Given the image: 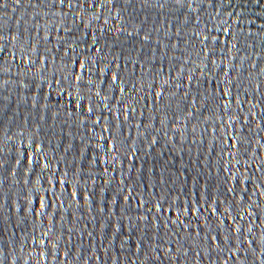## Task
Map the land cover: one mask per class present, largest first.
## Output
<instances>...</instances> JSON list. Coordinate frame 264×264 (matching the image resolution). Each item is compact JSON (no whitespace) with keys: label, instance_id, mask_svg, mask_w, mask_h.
<instances>
[{"label":"snow or ice","instance_id":"1","mask_svg":"<svg viewBox=\"0 0 264 264\" xmlns=\"http://www.w3.org/2000/svg\"><path fill=\"white\" fill-rule=\"evenodd\" d=\"M225 2L231 6L235 0H139L138 5L137 0H125L124 8L120 11L116 10L117 0H0V13H3L0 15V113H3L10 103L22 101L36 110L38 121L33 128L31 117L26 118L23 123L29 124L27 131H32L33 135L27 140H14L11 127L0 120V134L3 141L24 145L23 158L18 155L11 162L6 159L8 149L0 147V171L3 174L0 185L7 186L6 182L11 175L13 185H21L22 191L26 194V198L21 196L20 200L13 201L11 195L4 198V193L0 192V198H4L0 203V219L10 214L13 207L16 213L27 212L34 218H40L39 227L45 228V231L39 233L37 238L38 229L34 227L32 235L23 243L44 249L37 253L44 264H49L50 261L58 262L61 258L65 261L71 258L80 264L86 260L89 264H95L97 260L104 264L105 255L108 256L110 264H120L119 255L112 259L113 248L118 252H132V249L127 247L128 240L137 233L141 235L135 246V252H132L136 259L133 260L131 255L126 257L128 264H144V261H149L150 264H165V261L167 264H172L173 260L179 264L181 259L188 264L189 256L192 264H204L206 258L208 264H229L230 261L231 264H264V228L258 226L264 225L262 219L264 208H261V198L264 197V156H261V152L264 151V108L260 107L264 103V96L253 102L251 108L246 109L249 119H245L239 114V110L245 108L248 100L245 98L242 104L236 91L239 88L247 93L243 85L246 80L253 77L252 69L255 70L256 78L264 81V69L260 67L259 62H252L257 55L255 52L241 55V52H248L247 45L239 46L244 35L241 30H237V35L233 36V29L227 20H221L219 24L209 28L206 21H211L214 16L233 15L231 11L225 13L222 10ZM256 2L260 3V0ZM9 4L13 6L9 7ZM109 5L112 7L109 8ZM218 5L220 10L207 14L204 20L201 19L200 13H205L208 8L217 9ZM137 7L140 11L148 12L139 26H133L126 20L119 29H114V25L104 16V12L107 11L108 17L118 21L126 8H132L135 15H139V12H135ZM97 8L100 10L99 14ZM175 9L184 10L180 13L183 17L182 27H177L180 18L176 17L170 25L173 32L169 35L164 28L155 26L159 24L157 19L154 26L145 32L146 22L152 12L172 17ZM9 12L14 15L9 16ZM15 16H19L20 19H15ZM167 24L168 22L165 21V25ZM93 25L96 27L93 28ZM127 27H133V31L127 32ZM188 27L193 28L191 33L184 31ZM82 29L87 31H81ZM214 30H218L221 35H214ZM77 32H80L79 36L76 35ZM110 32H114L113 44L107 43V34ZM225 32L227 35H224ZM157 33L169 41L168 44H163L162 39L157 40L158 45H163L164 51L160 56L165 59L168 58L169 52L174 48L179 49L181 44H185L187 48H196L193 52L182 54L187 56L186 60L182 57H172L174 63L171 67L165 63L160 71L155 73L156 76L161 72L170 75V79L163 81L164 87L159 92L155 90L153 83L141 84L142 76L138 79L142 69L159 59L156 53L145 54L141 48L137 54L139 58L132 55L125 57L123 51L117 54L113 47V45L121 46L119 36L132 40L139 37L141 45H150ZM247 35L252 37L251 32ZM53 38L56 39V44L53 48L47 47L52 43ZM196 38L199 40V45L194 46L193 39ZM222 40L224 47L220 46ZM82 44L85 45L86 50L81 49ZM206 48L207 52H205ZM53 49L56 50V55L53 54ZM213 56H217V59L213 60ZM193 57L200 59V63L196 64ZM141 60L144 64L140 63ZM13 65L16 66L15 69ZM188 65H191V68ZM125 68L133 70L126 76ZM101 76L105 79H100ZM201 81L204 86L202 95L199 93ZM209 83L211 90L208 88ZM13 85L15 90L12 89ZM57 85L60 88L58 92ZM227 85L230 87H226ZM169 87L173 89L170 93L167 92ZM193 87L197 88L195 97L191 94ZM262 87L264 83L255 84L253 91H259ZM28 89L33 90L31 94L22 97L19 95L20 91ZM149 89L153 97L151 116L147 113L148 105L141 104V100L147 99L146 93ZM141 92L145 94L137 95ZM53 93L65 100V105H60L57 101L55 113L52 112L51 100L44 102ZM117 94L119 100L116 99ZM166 94L170 100L180 101L177 109L182 118L177 121L174 112L171 122L185 125L186 130L191 134H195L196 128L191 126L190 121L196 119L198 114L201 119H205L201 109L211 112L206 120L209 124H216L211 131L217 136L219 143L226 145L220 153L217 177L221 185H232L225 187L223 201L219 198L213 200L211 195L201 198L198 191L195 202L190 197L186 202L180 197H175L169 203L168 198L159 196V193L145 192L142 195L137 192L138 181L134 180L133 186L127 183V180L131 179L129 173L134 169L132 165L124 164L121 157L135 159L134 155L128 156V152L135 147V141L132 144L128 143V138L133 133L140 140H148L149 149L159 142L158 139L152 138L154 132L158 136L169 137V143L182 139L179 128L171 129L168 112L172 105L165 102ZM157 99L160 107L156 106ZM210 100L216 102L214 106L209 104ZM128 101L134 103H127ZM181 104L184 107L181 108ZM233 105L238 110L236 114H232ZM69 107L71 111L68 110ZM217 108L220 109L219 115L215 111ZM252 108L257 111L253 112ZM98 110L100 115H97ZM105 113L109 116L107 120ZM161 113L164 114L163 119ZM61 114L66 118L65 125L68 119L72 121L73 126L78 125L86 130L89 124L91 125V135L97 143L93 145L90 138L81 137L85 147L80 159L89 169L99 163L110 165L101 169L102 175L107 174L109 177L104 181L103 186L92 178L94 170L87 171L83 167L79 170L75 167L71 171L65 170L59 161H66V157L50 155L45 151L46 142L37 143L38 133L42 130L40 122H46L48 116L59 119ZM134 116L147 120V123L142 121L133 124L131 129H125L123 124L131 121ZM253 120L256 121L254 124ZM116 121H120V125H117ZM237 122L241 124L239 130L236 129ZM221 123L224 124L227 139L219 136ZM8 124L18 129L22 128V124L16 125L14 120H9ZM97 126L100 128L99 133L96 131ZM165 128L168 131H165ZM248 132H252L253 137H261L255 140V148L252 146L253 138L247 135ZM170 133L173 135L170 136ZM25 135L26 131L16 132L17 137L24 138ZM189 139L192 144L205 143L203 139L191 140V137ZM28 147L34 149L31 157L27 154ZM121 148H126L128 151L121 152ZM93 149L98 150V153L103 152V159L98 153L94 155ZM228 149L233 151L229 152ZM214 150V147L208 149L209 152ZM65 151L67 152L68 149ZM84 152H87V157ZM249 153L252 163L243 158L248 157ZM225 155L228 157L227 160ZM257 157L259 163L255 162ZM54 160L58 162L53 163ZM136 171L139 175V170ZM245 172L259 173L254 185L253 176L242 175ZM199 175L201 173H197V176ZM114 182L117 185L115 189L117 195L113 197L111 205L102 195L99 198L102 206L97 207L96 191L85 198L83 190L80 189L82 183H87L92 189H102ZM45 184L46 188L43 187ZM144 186L145 189L148 188L147 184ZM40 191L44 192L43 199L39 196ZM33 193L36 195L33 196ZM65 194L67 199L64 198ZM68 199L73 200L74 203L68 204ZM176 201H181L179 207ZM149 203L151 207H148ZM54 205L56 210L52 211ZM222 205L226 207L222 208ZM37 207L39 212L36 210ZM73 208L81 213L76 217L75 223L71 221ZM237 208L240 211H237ZM134 209L135 214L129 215ZM61 210L68 214L67 220L61 215ZM141 210L143 215L140 214ZM168 213L171 214L168 219H162ZM193 216L197 218V222L189 229L190 218ZM85 219L87 223H82ZM24 223L25 217L21 215L20 224ZM69 224L71 227H68ZM126 225L129 235L121 241L120 237L125 235ZM166 226L169 231L165 236L170 242L166 247L160 246L165 243L163 238L159 244L145 243L158 236ZM176 227L189 230L181 237L179 233L172 231ZM2 231L0 229V234ZM213 231L216 235L212 234ZM16 235L15 232L12 233V236ZM74 236H80L81 243L85 237L95 240L97 249H102L100 254L86 256L85 254L91 252L93 248V245L88 243L83 247L81 254L76 256L74 254L76 244L68 243ZM197 237L199 239H196ZM177 239L183 241L179 251H177ZM11 240L10 236L8 241L0 245V264H9V262L18 264L21 259L17 257L10 260L7 249ZM189 241H192V244L186 249L184 245H188ZM61 248L64 249L63 252L60 251ZM15 250L14 248L13 251ZM20 251H23V247ZM221 256L224 257L222 262ZM196 257L200 258L199 261ZM24 264L30 262L24 261Z\"/></svg>","mask_w":264,"mask_h":264},{"label":"water","instance_id":"2","mask_svg":"<svg viewBox=\"0 0 264 264\" xmlns=\"http://www.w3.org/2000/svg\"><path fill=\"white\" fill-rule=\"evenodd\" d=\"M124 2L125 0H117L116 3V10L120 11L122 8H124ZM139 3V0H137V5ZM13 5L9 4V7H12ZM112 6L109 5V8ZM59 10V9H58ZM220 10V5L217 6V9L208 8L205 13H200V17L202 20L205 19L206 15L209 13H214L216 11ZM225 13L231 11L233 15L231 17L224 15V16H214L211 21H206L208 23L209 28H213L214 25H217L220 23L221 20H227L229 26L233 29V36L237 35V30H241L243 32V39L240 41L239 46L243 47L245 45L248 46V52H241V55H249L252 52H255L256 58H253V63H260V67L264 69V0H260V3H257L256 0H235V2L229 6L227 2L223 5L222 9ZM183 9H175L174 16L169 17L167 14L160 15L158 12H152L150 19L146 22L145 32H147L148 29H151L154 26V23L159 19V24H155L157 28H164L169 35L173 32V29L170 27V25L173 23L176 17L180 18V23L177 24V27L183 26V17L180 16V13L183 12ZM100 10L97 8V14H99ZM135 12H139V15H135L132 8H126L121 14L120 20H115L111 17H108V12H104L105 18H108L110 20V23L114 25V29H119L122 25H124L125 21H129L133 26H139L141 20L144 16L148 15V12L146 11H140V9L137 7L135 9ZM185 14H187L185 12ZM0 15H3V13H0ZM9 16H13L14 14L9 12ZM21 15H23V10H21ZM15 19H20L19 16H15ZM87 19V18H86ZM165 21L168 22L167 25H165ZM96 25H93V28H95ZM81 31H87V29H82ZM127 32H132L133 27H127ZM184 31L191 33L193 31L192 27H188L184 29ZM251 32L252 37L250 38L247 33ZM207 34V32H205ZM214 35L220 36L221 33L218 30H214ZM77 36L80 35V32L76 33ZM224 35H227L225 32ZM119 40L121 41V46L113 45L114 50L117 54L121 53L123 51L125 57L128 55L136 56L138 57V53L141 48H143V51L145 54L148 53H156L159 59L157 61H154L153 64H148L144 69L141 70V72L138 75V79L142 76V79L140 80L141 84H148L153 83L155 90L159 92L163 87V81L170 79V75L161 72L159 76H156L155 73L160 71L161 66H163L165 63L169 67L174 63L172 57L181 58L183 60L187 59V56H182L184 52H193L196 50L195 47L193 48H187L185 44H181L179 49H173L171 52L168 53V58L165 59L163 56H160V53L164 51L163 45H158L157 40L162 39L163 44H168L169 41L167 39H164L160 33H157L156 36H154L153 40L151 41L150 45H141L139 42V37H137L135 40L128 39L125 36H119ZM114 40V32H110L107 34V43L113 44ZM207 43V42H206ZM56 44V39H52V43H49L47 47L53 48V45ZM193 45H199L198 38L193 39ZM221 47H224L223 40L221 41ZM200 47H203V45H200ZM230 47V44H229ZM81 49H85V45H81ZM67 49L65 48V51ZM86 50V49H85ZM205 52H207V48L205 49ZM53 54L56 55V50L53 49ZM235 54V53H233ZM219 55V54H218ZM194 62L196 64L200 63V59H197L193 57ZM213 60L217 59V56L212 57ZM119 62V60L117 61ZM141 64H144V61H140ZM225 63H228V61H225ZM182 66L183 63H182ZM15 65H13V68L15 69ZM103 67V64L101 65ZM189 68H191V65H188ZM155 69V71H152ZM51 70V66H50ZM133 69L125 68V75H129V73ZM253 72V77L250 80H246L243 87L247 90V93L244 91H241L239 88L236 90L241 98V103H244V99L246 98L248 100V104L245 106V108H242L239 110V114L242 115L245 119H249V113L247 112V108H251V105L253 102L260 100L262 96H264V87L261 88L259 91H253V86L255 84L264 83V81H261L260 79L256 78L255 70H251ZM153 76H155V81H153ZM3 79H8V77H3ZM100 79H105L104 76H101ZM51 82V81H50ZM226 87H230V85H227ZM209 90H211V83L208 84ZM12 89L15 90V85L12 86ZM33 90H22L20 91L19 95L22 97L24 95L31 94ZM47 91V90H46ZM56 91H60L59 86H56ZM173 89L171 87L168 88L167 92H172ZM199 93L202 95L204 93V86L203 81H201V85L199 87ZM145 93H137V95H144ZM192 96L195 97L197 95V88H192ZM147 99L141 100V104H147V113L149 116L153 113V97L151 89H149L146 93ZM116 99L119 100V95L117 94ZM165 102L171 103L172 107L168 112L169 117V123L171 126V129H180L181 137L182 139L180 141H173L172 143H169V137H162L158 136L157 133H152V138L158 139V143L152 147V149L148 148V140H140L137 138L136 134L133 133L131 137L128 138V143L132 144L133 141H135V147L132 151L128 152V156H135V159H128L125 157H121V159L124 161V164H130L133 167V171L129 173L131 176V179L127 180V183L129 186H133V181H138L139 186L136 188V191L141 193L142 195L147 192L149 194L153 193H159V196L167 197L168 202L171 203L172 200L175 197H180L182 201H187L190 197L193 202L196 201V193L199 191L201 198L211 195L213 200H216L219 198L221 201L225 199L223 192L225 190V187H231L232 185L229 184L227 186L221 185L219 183V179L217 177L218 172V161L220 159V153L221 150L226 147L225 144L219 143L217 141V136L211 131V129L216 127L215 123L209 124L206 120V118L211 115L210 111H205L204 109H201L202 115L205 119H201L200 114L197 115L196 119H193L190 121V124L192 127L196 128L195 134H191L189 131L186 130V126L180 124L179 122H171V118L173 116V113L175 112L177 116V121L181 119L180 112L177 109V104H180L179 100L172 101L170 100V97L166 94ZM49 100H51V103L53 104L52 112H56L55 105L57 101L60 105H65V100L63 97L57 95L56 93H53L51 97L46 99L44 102L47 103ZM227 102V101H225ZM127 103H134V101H128ZM216 102L215 101H209V104L211 106H214ZM156 106L160 107L159 99L156 100ZM180 107H184L182 104ZM199 107V105H198ZM260 107L264 108V103L260 105ZM71 111V108L68 109ZM190 110V109H189ZM35 109L29 107L27 104L21 102L18 103H10L8 108L5 109L3 113H0V120L4 121V124L8 127H11L12 135L14 140L19 139H25L27 140L29 137L33 135L32 131H27L29 129V124L23 123V121L31 117V125L35 126V124L38 122L37 117L35 115ZM217 115L220 114V109H215ZM236 106L233 105L232 107V114L237 113ZM253 112H256L257 110L255 108H252ZM227 114V113H225ZM97 115H100V111H97ZM161 119H163L164 114L161 113ZM109 118L108 114L105 113V120ZM66 118L63 117L61 114V117L59 119H56L54 116H48L46 117V122H40L41 123V131L38 133V139L37 143L39 144L41 141L46 142L45 151L46 153L50 155H54L56 157L64 156L66 157V161H59L63 168L65 170L71 171L73 167H75L76 170L81 169L82 167L85 168L87 171H93L94 175L93 179L97 181V184L103 186L104 181H106L109 177L107 174L102 175L101 169L110 167L107 163H99L96 165H93L91 169L88 168L87 165L84 164V161L80 159V154L84 150V142L81 139V137H85L86 139L90 138L92 141V144H96L97 140L92 137L91 135V125L89 124L88 129L81 128L78 125L73 126L72 121L70 119L67 120V125H65L64 120ZM9 120H14L16 125H21L22 128L18 129L17 127H13L8 124ZM147 123V120L139 117L134 116L131 121H127L123 124V127L125 129H131L133 124H139L141 122ZM256 121L253 120L252 123L254 124ZM117 125H120V121H116ZM159 127V126H157ZM241 127L240 122L236 123V129L239 130ZM205 129H208V131H205ZM18 130L26 131V135L24 138H20L16 136V132ZM165 131H168L167 128L164 129ZM96 131L99 133L100 128L97 126ZM140 131H143V129H140ZM173 135V133H170V136ZM247 135L249 137L253 138V148L256 147L255 140L260 139L261 137L256 136L253 137L252 132H248ZM219 136L225 137L224 132V124H220L219 126ZM189 137H191V140H200L203 139L205 143L201 144H192L190 142ZM100 143H103V141H99ZM71 145V147H69ZM0 147H6L8 149V155L6 159L11 162L14 157L20 156L21 159L23 158L24 153V145L19 143H5L3 141L2 134H0ZM214 147V151L209 152L208 149ZM65 149H68L66 152ZM138 149V150H137ZM34 149L31 147L27 148V154L29 157H31ZM121 152L128 151L126 148H121ZM229 152H232L233 149H228ZM98 150L93 149V154H97ZM101 159H103L104 153L99 152L98 153ZM115 155V153H112ZM85 157L88 156L87 152H84ZM261 156H264V151L261 152ZM241 158V157H238ZM244 159H248L249 163H252L251 153H249L248 157H243ZM228 157L225 155V160H227ZM58 161L54 160L53 163H57ZM256 163H259V157H257ZM89 163L91 161L89 160ZM227 166V165H226ZM139 170V175L137 174V171ZM233 170H235V165H233ZM162 173V175H161ZM197 173H201V175L197 176ZM63 174V173H61ZM242 175L253 176V185L255 184V179L259 175V173H250L245 172ZM3 178L2 171H0V179ZM71 179V177H70ZM79 179V177H77ZM159 181V183H157ZM195 181V183H194ZM74 183V182H73ZM7 186L0 185V192L4 193V198H7L9 195H11L13 201L20 200L21 196H25L26 194L22 191L21 185H13L12 183V177L9 175L8 181L6 182ZM145 184L148 185V188L145 189ZM44 188L47 187V185H43ZM63 187V186H62ZM117 185L114 182L112 185L103 187L102 189L96 188L92 189L89 188L87 183H82L80 185V189L83 190V195L85 198H87L89 195L92 194L93 191H96V197L97 200V207L102 206V202H100L99 198L100 196H104L107 198L108 204H112V199L114 196L117 195L115 189ZM33 196L36 195V193L32 194ZM39 196L41 199L44 197V192L40 191ZM4 198H0V203L3 202ZM65 199H67V194H65ZM158 199L159 197H154ZM255 199V197H252ZM261 208H264V197L261 198ZM203 202V200H202ZM73 200L68 199V204H73ZM181 201H176L177 207H179V204ZM35 206V205H33ZM152 205L149 203L148 207H151ZM167 205H165L166 207ZM87 207V205H86ZM226 207V205H222V208ZM37 212H39V208H36ZM55 205L53 206L52 211H55ZM237 211H240L239 208H237ZM72 217L71 221L72 223H75L76 217L78 215H81V213H78L75 208L72 209ZM135 209L133 212L129 213V215H134ZM141 215H143V210L140 212ZM21 215L25 217V223L20 224ZM61 215L65 217V220L68 219V214L61 210ZM171 214L168 213L165 216L162 217V219H168V217ZM207 215V213H205ZM183 219V217H181ZM230 219V217H229ZM264 219V218H262ZM190 225L189 229L191 227H194L197 218L195 216L190 218ZM40 218L39 217H33L31 215H28L27 212L20 214L16 213L14 207L12 208V211L10 214H8L5 218L0 219V229H2V234H0V245H3L5 241H8L9 237H12L11 242L8 244V253L11 259H15L17 257H20L18 264H24V261H29L30 264H37V261H39V264H44L43 260L37 255V253L44 251L42 248H37L34 245L24 244L23 242L28 240L29 236L32 235V230L34 227L38 229L37 231V238H39V233H42L45 231V228L39 227ZM49 222H51V216H49ZM82 223H87V220L85 219L82 221ZM202 223V221H201ZM262 228H264V225H258ZM68 227H71V224L68 225ZM79 227V226H77ZM206 227V226H205ZM189 229H180L179 227H176L172 229L173 232L179 233V236L183 237L187 234V231ZM169 229L166 226L158 236L154 237L151 241H146L145 243H152L153 245L159 244L161 238L164 239L165 243L161 244L160 246L166 247L168 243L167 236H165V233L168 232ZM15 232L17 235L12 236V233ZM151 234V233H150ZM213 235H216V232L213 231ZM129 235L127 231V225L125 226V235H122L120 237L121 241H123L126 236ZM141 233H137L135 236H132L131 239L128 240L127 247L132 249V252H135V246L137 244V241L139 239V236ZM196 239H199L198 237ZM69 245L72 243L76 244V247L74 249V254L76 256H79L82 252L83 247H85L88 243H91L93 245L92 251L86 253V256H92V255H99L100 250L96 247V241L95 240H89L88 238H83V243H81V237L80 236H74L72 241L68 242ZM207 242H205L206 244ZM192 244V241H189L188 245H184V247L187 249ZM183 245V241L177 239V251H179L180 246ZM23 247V251H20V248ZM16 249L13 251V249ZM61 252L64 251L63 248L60 249ZM132 252L127 251H121L118 252L115 248H113L111 252L112 259L114 260L117 255L121 257L120 264H128V260L125 259L128 256H132V259H136L135 255H132ZM55 255V254H54ZM141 260H144L143 257H140ZM199 257H196V260L199 261ZM215 259V258H214ZM224 259L223 256L220 257V261L222 262ZM241 259H243L241 257ZM10 264V262H9ZM49 264H80V262H76L73 259L69 258L67 261H65L63 258H61L58 262L50 261ZM83 264H89V262L86 260L83 262ZM95 264H101V261L97 260L95 261ZM104 264H110L109 258L107 255L104 256ZM144 264H150L149 261H144ZM165 264L167 262L165 261ZM172 264H177V261L173 260ZM179 264H185V261L181 259L179 261ZM188 264H192L191 257H188ZM204 264H208L207 258L204 261ZM231 264V261L229 262Z\"/></svg>","mask_w":264,"mask_h":264}]
</instances>
